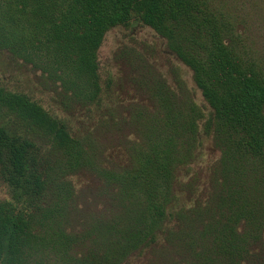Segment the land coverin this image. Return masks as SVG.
Segmentation results:
<instances>
[{
	"label": "trees",
	"instance_id": "trees-1",
	"mask_svg": "<svg viewBox=\"0 0 264 264\" xmlns=\"http://www.w3.org/2000/svg\"><path fill=\"white\" fill-rule=\"evenodd\" d=\"M133 21L167 41L211 112L153 83L157 113L141 124L129 164L98 171L119 212L78 235L66 179L92 169L85 140L0 85V181L11 193L0 200V264H126L160 235L180 258L173 264H264V70L248 58L228 0H0V50L40 72L65 109L100 107L99 51ZM202 132L220 160L208 189L173 214L179 171L196 160ZM35 140L50 144L54 162Z\"/></svg>",
	"mask_w": 264,
	"mask_h": 264
},
{
	"label": "rangeland",
	"instance_id": "rangeland-1",
	"mask_svg": "<svg viewBox=\"0 0 264 264\" xmlns=\"http://www.w3.org/2000/svg\"><path fill=\"white\" fill-rule=\"evenodd\" d=\"M231 11L239 17L243 48L248 58L264 70V0H228ZM102 104L65 109L54 89L42 74L0 50V85L14 92L26 93L52 114L64 120L72 133L85 140L92 169L68 177L72 185L69 200V229L82 234L93 224L110 219L119 212L115 191L98 175L102 169L125 167L131 159L134 143L142 139V123L157 113L152 95L153 83L164 81L180 97L192 98L209 115L210 107L193 80L192 71L168 48L167 41L139 21L128 27L110 30L99 51ZM203 125V124H202ZM201 134L196 160L179 171L176 202L170 212L189 208L208 189L215 164L221 153L212 138ZM45 158L55 161L51 146L35 140ZM95 163V166H94ZM205 194L203 198H206ZM11 199L7 185L0 181V200ZM169 228L177 221L171 218ZM160 235L158 243L131 257L126 264H173L175 249Z\"/></svg>",
	"mask_w": 264,
	"mask_h": 264
}]
</instances>
